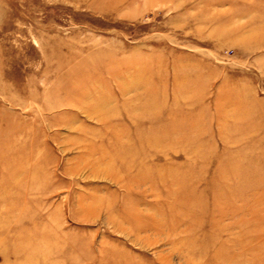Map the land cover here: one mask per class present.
<instances>
[{
  "label": "rangeland",
  "instance_id": "obj_1",
  "mask_svg": "<svg viewBox=\"0 0 264 264\" xmlns=\"http://www.w3.org/2000/svg\"><path fill=\"white\" fill-rule=\"evenodd\" d=\"M236 263L264 264V0H0V264Z\"/></svg>",
  "mask_w": 264,
  "mask_h": 264
},
{
  "label": "crops",
  "instance_id": "obj_2",
  "mask_svg": "<svg viewBox=\"0 0 264 264\" xmlns=\"http://www.w3.org/2000/svg\"><path fill=\"white\" fill-rule=\"evenodd\" d=\"M208 71H209V69H207L206 72H205V74H204V77H205V78H208V74H206V73H208ZM204 77H203V78H204ZM201 78H202V76H201ZM204 92H205V90H204ZM203 96H204V95L201 94V97H202L201 99H203ZM197 98H198V97H197ZM197 98H196V99H197ZM189 100H190V99H189ZM192 100H193V99H192ZM192 102H194V101H192ZM210 102H211V108L214 107L213 99H211ZM194 104H195V103H194ZM198 105H199V106L202 105V106L205 108V106H204L203 104H198ZM198 105H197V106H198ZM193 106H195V105H193ZM195 107H196V106H195ZM196 108H197V107H196ZM215 114H216V113H215V111H214V115H215ZM211 118H212V116H211ZM215 122H216V121H215ZM212 123H214L213 120H212V121L210 120V121L207 122V126H208V128H210L209 131H213V130L216 129L215 127H214L215 129H214V128H211Z\"/></svg>",
  "mask_w": 264,
  "mask_h": 264
},
{
  "label": "bare ground",
  "instance_id": "obj_3",
  "mask_svg": "<svg viewBox=\"0 0 264 264\" xmlns=\"http://www.w3.org/2000/svg\"><path fill=\"white\" fill-rule=\"evenodd\" d=\"M117 2V1H116ZM217 196L219 195V193L216 194ZM191 196V195H190ZM193 197V195H192ZM193 200V199H192ZM126 215V214H125ZM156 217V216H155ZM137 221V220H136ZM187 246V245H186ZM184 248V247H183ZM186 249H188V247H186ZM237 264V263H236Z\"/></svg>",
  "mask_w": 264,
  "mask_h": 264
}]
</instances>
